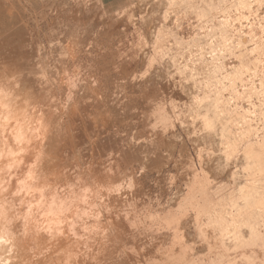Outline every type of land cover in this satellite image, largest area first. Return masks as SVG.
Listing matches in <instances>:
<instances>
[{
  "label": "bare ground",
  "instance_id": "6f19581e",
  "mask_svg": "<svg viewBox=\"0 0 264 264\" xmlns=\"http://www.w3.org/2000/svg\"><path fill=\"white\" fill-rule=\"evenodd\" d=\"M98 4L0 0V264H109L103 258L109 222L138 232L122 248L124 264H169L190 242L226 252L262 241L264 221L254 227L235 215L217 221L218 214L200 207L194 194L225 177L236 185L225 211L240 210L247 198L239 178L259 156L239 155L238 148L252 136L264 137V0H140L133 18L149 39L134 62L133 97L117 86L111 98H96L83 80L81 112L71 117L73 60L89 65L109 59L112 84L127 72L118 48L107 56L93 45L101 35L115 34L90 18ZM179 21L183 32L175 29ZM90 24L95 29L87 34ZM62 85L67 88L60 101ZM230 106L242 125L232 139L226 126ZM95 114L111 120L106 130L95 127ZM124 119L128 123L118 125ZM63 122L73 125L63 137L73 139L75 149L58 151ZM106 132L95 155L102 169H114V180L128 175L122 166L127 142L141 165L159 166L155 209L144 208L155 193L142 184L113 193L110 174L63 199L59 155L63 162L77 153L83 168L92 159L88 142ZM130 198L123 213L120 206ZM184 206L192 211L183 212L163 237L156 238L157 227L155 237H144L163 213Z\"/></svg>",
  "mask_w": 264,
  "mask_h": 264
},
{
  "label": "rangeland",
  "instance_id": "374dc122",
  "mask_svg": "<svg viewBox=\"0 0 264 264\" xmlns=\"http://www.w3.org/2000/svg\"><path fill=\"white\" fill-rule=\"evenodd\" d=\"M140 0H99V8H90V18L93 19V23L99 22L98 25H106L109 29L112 30L115 34L110 38H106L105 35H101L98 37L96 42L93 44L98 48H102L105 50L107 56H110V50H116L118 48L119 54L118 56L124 59V65L126 68L125 73L119 74L114 84L110 81V75L115 72L114 68L108 64L109 59H107V63L104 61H100L99 58L93 60L89 65L84 62L74 61V64L71 65L70 75L74 80V85L70 87L75 93L73 96V100L71 102L70 107V116L75 117L80 114L81 110L79 104L82 98L86 95L83 92L82 88H80L79 84L85 80L89 83L90 88L92 90L87 91L89 94L95 96L96 98L109 97L111 98V92L114 87L119 86L122 90L123 95L133 97V66L134 62L137 61V56H140V50L145 46V43L148 41L149 37H146L142 34V26L140 25V19L133 18V13H137L139 9ZM264 10V6H263ZM99 17V21L97 19ZM179 24L182 22H177L176 31L183 32V27H180ZM95 28L93 25H89L86 28L87 34L93 31ZM187 36V34L185 33ZM195 42L198 40L197 36L193 38ZM87 47L86 43L82 45V47ZM92 80V81H90ZM67 88L66 85H62L60 90L59 100L62 101L63 92ZM262 91H264V81L263 85L260 87ZM261 91V92H262ZM185 96V95H184ZM187 100L184 97V105L185 109L187 105ZM243 104V100H240V106ZM65 109V104L62 105ZM237 108L232 109V106L228 108L230 114L227 118L229 121H226V126L228 127L227 134L231 139L235 137V127L242 126L241 119L235 116V110ZM241 109V107H240ZM242 110V109H241ZM65 114L66 112L63 111ZM62 113V114H63ZM82 114V113H81ZM104 117L101 115L92 116L95 127H102L104 130L110 125V119H103ZM128 120L124 119V121L119 122L118 125L127 124ZM62 130L59 131L61 133V137L58 133V151L61 150L63 146H67L71 150L73 147L74 140L67 139L63 137V133L68 129L72 128L69 123L63 122L61 124ZM108 132L99 134L90 139L89 144V154H91L92 159L85 167H81L79 164L80 156L76 153L74 156L70 157L67 161H61L59 155L58 167L62 168L64 172L62 173V193L64 200H71L73 198L74 192L76 191L77 186L84 185V188L88 186L91 188L96 183H98V178L104 174H110L112 187V192L114 190L121 191L126 186L129 185L133 187H139L140 184L146 189L151 190L152 192L156 190V186L154 184V179L158 174L157 168L159 166H150V164L141 165L137 159L133 156V148L130 146V143L127 142V147L129 145V150L126 155L122 159V166L124 165L127 169V176L120 178L118 176V180H114V169L111 167H105L102 169L98 164L100 163L96 154V144L100 141L102 136H106ZM177 152V151H176ZM137 153V152H136ZM238 154H246L247 157L259 156L258 159H255L252 166L247 169L244 173H242V177H240L241 187L246 193L247 198L244 199V204H242L241 211L239 208L232 209L230 211H225V205L229 207V194L236 190V185L233 180H227L225 177H222L220 180L211 182L202 191L198 192L199 194H194L195 197L199 199L200 207L204 208L206 206H211V213L218 214L219 218L217 221H221L222 219H226L227 217H231V215H235L236 220H242L243 222H247L251 224V226H257L261 222L264 221V137L263 134L258 136H252L251 138L243 141L239 148ZM244 156V157H245ZM169 159L167 157L168 162ZM165 167V166H161ZM129 178V179H128ZM133 178L134 183H133ZM86 185V186H85ZM88 187V188H89ZM149 190V191H150ZM152 198L146 197V202L144 204V208H156V205L159 204V194L157 192H153ZM129 198V196H128ZM133 198L127 199V201L123 202L120 206V210L123 213H126L128 207H131V202ZM185 210L181 207L170 209L171 211L168 213H163L162 217H160L152 226V230L146 231L144 237L151 238L155 237L153 234L154 228L157 227L160 229L161 234L156 238H161L165 235V233L169 232V227L172 224H175L180 220V217L183 212L190 213L192 208L190 206H184ZM168 205L164 204L162 210H168ZM201 209V208H200ZM232 209V210H231ZM203 212V211H202ZM205 213V212H203ZM210 213V212H209ZM209 213L202 214L201 219L203 221L207 220ZM137 230H130L128 232L122 231L119 227L115 225L114 222H109L106 229V240H105V255L104 259L106 263L109 264H124L122 260V248H128L130 246V237L134 234L136 235ZM152 233V234H151ZM260 242L258 243H249L244 248H238L234 251H226L223 250H210L204 249L200 250L193 242L189 243L188 247H183L180 249L177 257L173 258L169 264H264V233L261 237ZM170 243V239L167 237L163 240V248L166 249ZM141 245H146L144 241L140 242ZM190 244L192 247H190ZM117 261L114 263V261Z\"/></svg>",
  "mask_w": 264,
  "mask_h": 264
}]
</instances>
